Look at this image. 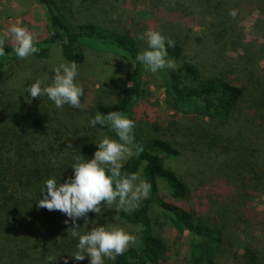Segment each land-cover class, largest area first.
Here are the masks:
<instances>
[{
	"label": "trees",
	"instance_id": "1",
	"mask_svg": "<svg viewBox=\"0 0 264 264\" xmlns=\"http://www.w3.org/2000/svg\"><path fill=\"white\" fill-rule=\"evenodd\" d=\"M106 1L36 0L41 7V34L34 36L38 51L27 59L18 58L11 38L5 39V55L0 56V264H64L65 259L68 264H89L87 257L83 261L72 258L78 238L71 236V220L59 211L37 207L43 198L40 190L48 179L63 183L71 177V166L80 156L85 161L92 159L96 144L105 136L121 142L110 123L89 125L97 114L120 112L134 122L139 117L138 123L146 125L139 114V83L148 71L135 58L147 44L137 39L138 27L130 33L102 24L97 12ZM119 4L130 9L139 6L141 23L137 26L175 42V47L167 43L166 47L167 58L175 61L177 69L155 73L171 126L189 119L196 142L209 150L221 147L225 159L217 167L214 189L194 194L198 202L183 206L193 192L165 165L166 160L179 159L181 151L135 123L134 139L128 145L133 155L123 162L121 173L138 174L149 183V196L131 212L117 210L115 203L102 205V215L87 214V226L83 218L76 221L81 234L94 226L119 227L129 234L125 226L136 229V243L115 260L104 258L105 264H169L165 232L177 241L186 239L185 256L174 257L175 264H264L262 238L253 244L237 239L239 230L255 222L251 202L264 194V71L244 68L241 75L234 74L225 69L229 64L218 68L208 57L205 60L211 69H205L191 55L216 54L213 46L222 43L225 34H230V45H235L229 2L112 0L113 6ZM218 26L221 35H215L216 42H208V33ZM55 46L64 62L76 65L86 63L91 54L123 62L122 87L114 102L97 101L87 107L80 98L77 109L67 104L57 108L46 96L31 99L26 91L33 83H52L57 66L49 69L37 62L50 59ZM259 54H264V46L259 47ZM150 124L159 129L154 122ZM137 146L143 151H137ZM234 247L243 251L240 258L231 257Z\"/></svg>",
	"mask_w": 264,
	"mask_h": 264
},
{
	"label": "rangeland",
	"instance_id": "2",
	"mask_svg": "<svg viewBox=\"0 0 264 264\" xmlns=\"http://www.w3.org/2000/svg\"><path fill=\"white\" fill-rule=\"evenodd\" d=\"M232 9H236L238 14L233 19V38L235 45H230L233 41L231 37L225 34L220 39L223 42L214 47L216 54L205 51L204 54H191L193 60L205 69H211L205 60V57L216 63L217 67L223 64H229L226 70L232 71L234 74L241 75L244 68H253L257 71H264V54H259V47L264 46V0H227ZM101 5L100 13L101 22L110 29L117 31H126L133 33V29H137L135 34L142 35L150 29H143L137 26L141 23V14L139 6L130 9L121 4L113 6L112 0H107ZM104 9V10H103ZM41 7L36 0H0V39H6L7 30L12 25H17L28 29L33 36L41 34L38 28L40 24ZM143 19V18H142ZM196 31H201V27H196ZM222 27L218 26L208 33L207 40L216 42L215 35H221ZM216 36V37H217ZM5 40V41H6ZM229 42V43H228ZM236 43H239L236 45ZM51 57L45 62H37L41 67L49 68L59 66L65 63L60 55V48L55 46L51 49ZM91 56V59H90ZM125 65L117 57L109 55H89V60L83 65H77L78 75L75 78L77 84L83 85L84 94L81 97L85 106H89L93 102L112 103L118 96L122 87L123 76L125 73ZM214 68V67H213ZM140 98L142 101L139 114L140 119L146 121V125H140L136 118V126L142 127V131L148 134L162 137L173 143L176 148L181 151V156L177 160H166L165 165L175 171L190 187L193 195L183 201L181 204L195 205L194 194H201L202 190L214 189L217 184L215 181L219 175L217 167L224 161V155L219 151L221 147L209 150L205 146L198 144L195 137H192V122L189 119L178 120L172 125V121L168 119L169 114L165 112L164 94L161 88L160 80L157 74L148 71L139 83ZM150 122H154L159 128H152ZM138 129V128H137ZM140 129V128H139ZM138 129V130H139ZM107 137V136H105ZM104 137V138H105ZM109 138V137H107ZM110 139V138H109ZM124 162V161H123ZM139 183V181H137ZM203 184V186H201ZM210 197L214 198L209 192ZM251 206L255 210L254 223L247 219L251 224V228H242L237 233V239L246 244H253L257 237L264 241V194L255 198L251 202ZM130 231V235H135L136 229L125 226ZM155 231L160 233L161 230L154 226ZM162 234V233H161ZM165 243L169 248V264H175L174 257H184L186 253V239L177 241L168 233L162 234ZM176 253V254H175ZM243 251L234 247L231 257L240 258Z\"/></svg>",
	"mask_w": 264,
	"mask_h": 264
},
{
	"label": "clouds",
	"instance_id": "3",
	"mask_svg": "<svg viewBox=\"0 0 264 264\" xmlns=\"http://www.w3.org/2000/svg\"><path fill=\"white\" fill-rule=\"evenodd\" d=\"M237 14L236 9L229 11V16L233 19ZM7 35L13 42V51L18 58L27 59L38 51L34 46L35 38L28 29L14 24L7 30ZM137 39L144 40L147 44L146 49L135 58L146 71L156 73L162 69H177L175 61L167 58V47H175L173 40L154 30L138 35ZM4 44L5 40L0 39V56L5 55ZM77 75V65L74 62L61 63L54 69L50 85H45L43 80H37L26 92L31 99L46 96L57 108L67 104L78 109L81 107L80 98L84 89L83 85L75 82ZM31 99L27 102L30 103ZM105 122L110 123L121 142L107 137L101 139L96 144L98 150L94 152L93 158L85 161L80 156L71 166L73 175L63 183H57L54 178L46 180L40 190L43 198L36 203L38 208L59 211L71 220V236L78 238L77 251L72 258L83 261L87 257L89 264H105L104 258L115 260L117 256L123 255L130 245L136 243V237L123 228L106 229L105 226H94L90 231L81 234V227L76 221L83 218L87 226V214L91 212L97 216L102 215L104 204L111 206L115 203L117 210L131 212L138 207L142 199L148 198L151 187L149 183L141 180L138 174L121 173L123 161L133 155V150L128 145L134 139L132 133L135 122L120 112H110L107 115L97 114L89 120V125L103 126ZM71 148L72 144L68 143L67 149ZM136 150L143 151V148L137 146ZM68 222L64 221L65 224ZM64 264H68L67 259Z\"/></svg>",
	"mask_w": 264,
	"mask_h": 264
}]
</instances>
